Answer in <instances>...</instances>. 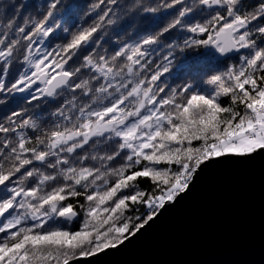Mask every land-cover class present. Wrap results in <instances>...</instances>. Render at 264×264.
Segmentation results:
<instances>
[{"label": "snow or ice", "instance_id": "obj_1", "mask_svg": "<svg viewBox=\"0 0 264 264\" xmlns=\"http://www.w3.org/2000/svg\"><path fill=\"white\" fill-rule=\"evenodd\" d=\"M261 149L264 0H0V264H81Z\"/></svg>", "mask_w": 264, "mask_h": 264}, {"label": "water", "instance_id": "obj_2", "mask_svg": "<svg viewBox=\"0 0 264 264\" xmlns=\"http://www.w3.org/2000/svg\"><path fill=\"white\" fill-rule=\"evenodd\" d=\"M219 160L135 235L81 264H264V157Z\"/></svg>", "mask_w": 264, "mask_h": 264}, {"label": "trees", "instance_id": "obj_3", "mask_svg": "<svg viewBox=\"0 0 264 264\" xmlns=\"http://www.w3.org/2000/svg\"><path fill=\"white\" fill-rule=\"evenodd\" d=\"M145 215H147V214L145 213ZM143 219H144V216H141L140 220L132 222L131 225L129 226L128 230L126 232H124L123 235L129 237V233H131L133 228H135L136 224L141 223L143 221Z\"/></svg>", "mask_w": 264, "mask_h": 264}]
</instances>
